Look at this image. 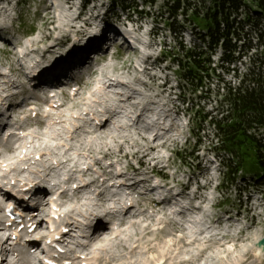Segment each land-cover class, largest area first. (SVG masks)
Instances as JSON below:
<instances>
[{"label":"rangeland","instance_id":"1","mask_svg":"<svg viewBox=\"0 0 264 264\" xmlns=\"http://www.w3.org/2000/svg\"><path fill=\"white\" fill-rule=\"evenodd\" d=\"M42 1L0 0V29L4 36H13L8 37L9 40L15 41L14 44L0 42V71L6 79L15 81L13 86L12 83L1 86L3 94L20 96L25 91L24 87L29 86L25 83L26 78L17 70V62L20 61L26 69H30L25 59H32L31 57L35 55L39 66L48 65L53 63V59H61L69 49H78L82 45L83 42L72 40L76 30L70 29L68 32L71 36L70 44L57 46L54 41L61 36L54 32L55 25L52 23L55 21L49 17L52 8L56 17L60 11L69 9L68 19L75 17L73 24L79 30L91 31L89 27L96 26L95 32H99L104 26L121 25L124 27L121 29L124 35L138 40L136 50H127L112 57L113 50L106 53L108 60L106 59L104 64H109L107 69L101 71L103 64H99L105 59L91 61V68H98L97 78L95 77L97 71L96 75L92 76L90 72H86L85 67L79 69L78 75L82 77L79 90L75 92L66 89L69 94H62L61 98H57L63 106L62 110L56 111L50 105L38 101L36 108L40 114L44 112L53 115L62 112V115L67 116L65 118L67 126H60L59 119L46 118L49 127L54 128L50 132L48 127L39 124L41 115L34 117L28 113L29 124L33 125L30 132L33 134L27 136L29 143L26 147L30 152L33 148L40 151L36 152L35 157L32 155V161L49 160V153L62 154L57 159L64 163L63 172L71 169L70 173H67L69 181L78 178L87 186L78 193L74 192L72 197L58 199L59 203L67 202L73 207L84 203L87 217L84 219L77 215V210L67 217L61 210L50 222V228L65 223L86 229L83 225L89 224L94 218L105 222L117 221L119 223L117 225L121 227L126 224L125 233L122 232L120 238L110 241V251L104 252L99 247L87 255L85 264L104 262L121 264L128 262L138 253L147 264H160L162 260L163 264H193L197 258L216 255L217 264L236 262L234 248L243 243L247 234H258V241L264 238V188L253 187L254 181L249 178L245 181L250 182L249 192H245L239 175L234 181L228 179L222 183V168L214 155L215 152L211 151L214 152L212 154L216 159L206 147V142L194 147L190 132L196 129L200 115H193V110L186 111V104H181L179 94L186 93L189 97L190 92L184 83L176 78L168 62H159L157 59L163 45L167 47L165 49L167 51L176 48V42L169 31L161 23L159 25L154 23L153 18L160 0L156 7L155 5L145 7V12H149L148 17L138 20L132 16V22L124 19V12L118 11L114 15L110 11L111 0H53L54 4L48 8ZM128 14L134 15V7ZM27 36L29 37L26 38ZM188 38L182 37L183 46H188ZM35 40L41 41L39 45H35ZM10 51L17 53V56L28 54V57L21 59L12 55ZM37 53L42 55H36ZM220 55L221 51L218 50L212 59L211 67L217 65ZM243 64V62L237 64L239 72L244 70ZM215 70V74L221 73L224 81H233L232 76H226L217 67ZM215 74L208 79L210 85L205 81V85L212 91L211 95L204 94L207 96L198 103L204 113L216 110L213 96L218 77ZM4 80L0 78V81ZM96 82L99 84L95 85ZM91 85L97 86L102 92L101 98L95 99L91 95L90 92H93L90 90ZM31 89L32 96L38 95L47 99V96L38 89ZM120 90L127 94L120 98L117 96ZM128 94L133 95L135 100L127 102ZM112 100L115 106L108 108L106 103ZM197 100L190 97L188 104H197ZM97 101L104 103L106 107L101 109ZM82 104H87L88 107H82ZM5 107L4 101L1 109L5 110ZM84 109L92 113L96 111L97 120L94 121V118L87 116ZM102 110L107 112L106 116L111 119L103 129L99 127L104 123L100 115L104 113ZM10 111L12 110H8ZM82 120H88L89 126L78 129L79 126H83ZM90 123L93 126H90ZM141 125L145 127H139ZM92 127L97 129V137L95 133L84 132ZM202 128L201 134L205 132L208 135L209 129L204 125ZM72 130L75 132L70 135ZM156 134L160 136L157 137ZM208 136L207 140H210L211 135ZM188 138L190 143H185ZM43 141L52 144L53 147L56 146V149L54 148L52 152L42 151L39 144ZM176 147L182 150L181 158H184V161L174 160ZM57 159L54 160L58 162ZM70 159L72 162H67ZM56 164H53V167ZM138 168L140 170H137ZM48 172L44 171V175L39 173L41 177L36 175L33 177L41 182L49 177L46 176ZM157 172L159 175H165L167 179H159L155 175ZM51 173L56 175L53 171ZM109 182L117 184L109 186ZM150 182L155 184L156 191L164 198L160 206L145 190ZM68 189L72 191V187ZM185 189L192 192L187 194ZM118 194L124 198L129 197L126 205L120 204L125 199H118ZM175 210H181L184 214L170 215V212L174 213ZM100 211L103 215L101 218ZM91 213L96 216L93 217ZM121 227L117 232H120ZM216 241L220 244L218 245ZM167 243L171 245L165 246ZM223 243L226 245L221 246ZM243 245L247 252L253 253L255 244ZM224 249L231 250L234 255H225ZM185 250H189V256L180 257L177 261L168 260L171 252L177 255L179 251ZM49 251L55 254L54 250ZM73 258L76 263L77 258Z\"/></svg>","mask_w":264,"mask_h":264},{"label":"trees","instance_id":"2","mask_svg":"<svg viewBox=\"0 0 264 264\" xmlns=\"http://www.w3.org/2000/svg\"><path fill=\"white\" fill-rule=\"evenodd\" d=\"M157 2L111 0L110 4L113 13L115 9L128 13L134 7L141 20L149 16L145 7H156ZM156 10L154 23H161L176 42L169 51L163 45L160 58L175 69L177 79L190 92L189 97L180 94L181 104L200 115L190 132L194 147L206 142L210 153L215 152L222 183L239 175L244 187H249L245 181L250 178L253 187L264 188V0H160ZM185 31L193 37L188 46L181 43ZM218 50L219 62L211 67ZM242 62L244 70L239 72L237 64ZM216 67L233 81L215 74ZM213 74L218 77L213 96L216 110L204 113L198 103L204 94L211 95L205 81L209 84ZM190 97L198 99L197 104L189 105ZM203 125L209 129L210 140L205 132L201 134ZM181 153L177 148L174 159L184 161Z\"/></svg>","mask_w":264,"mask_h":264},{"label":"bare ground","instance_id":"3","mask_svg":"<svg viewBox=\"0 0 264 264\" xmlns=\"http://www.w3.org/2000/svg\"><path fill=\"white\" fill-rule=\"evenodd\" d=\"M51 3L54 4L53 0H51ZM68 11H69V9L65 10V11H60L59 14H57V17L53 18L54 21H55V22L52 23V25H55L54 32H57L61 36V38L55 39L54 42L57 43V46H67V44H70V41H71V36L68 34V32H70V29H75L76 31L74 32V36H73L72 40L73 39L75 41L79 40V42H84V43H83V46L80 49L76 50V51L69 49L62 56L61 59H53V61H52L53 63H55L58 60V62L55 63L56 66L58 64H61V63H65V64L69 63L76 56L77 52H81L82 50H87L89 48V46H91L90 40L93 39L94 37H96L95 35H98V32H95L96 26L95 27H92V26L89 27V29L91 31H89V30H85L84 31V30L77 29V27L73 24V21H75L76 19H75V17L73 19H68V17H69ZM66 34H68V35H66ZM111 34H112V39L109 40V42L113 41L116 38V37H114L115 36L114 35L115 32H111ZM107 38H109V37H107ZM40 42H41L40 40H37V41L35 40V45H39ZM45 52H47V51H45ZM36 55H42V54L37 53ZM26 57H28V54H26L25 56H22L21 59H25ZM31 58L32 59H27L26 58L25 61H27L28 64H32L33 66H35L34 68L40 69V72H39L40 74H43L45 70H48V68H50L49 65H47V66H39L38 65L39 63L36 62L37 60H36L35 55L32 56ZM34 60H36V61H34ZM85 63H87V60H85L83 62V64H85ZM108 65L109 64H107V65L105 64L104 66H102L101 71L104 70V69H107ZM17 70L19 72V66L18 65H17ZM0 78L5 79L4 81H0V107H1L2 103H4V101H6V100H8L9 98L12 97V94H9V95L8 94L7 95L3 94L1 92V86L7 85L9 83H12V86H13L15 81L6 79V76H4L1 71H0ZM25 83L29 84L30 81L27 80V81H25ZM97 84H99V82H96L95 85H97ZM95 85L92 88H90V90L93 91V92H90V93H91V95L93 97H95V99L96 98H101L102 97V92ZM108 87H110V86H108ZM116 87H118V86L116 85ZM120 87H122V86H120ZM3 92H5V90H3ZM49 92H53V90H50ZM125 94H127V93L126 92L124 93V90H120V91L117 92V96H119L120 98L124 97ZM114 95H112V96H114ZM128 95L132 96L133 98L128 96L129 98L126 99L127 102L130 101V98H131V100H135L133 95H130V94H128ZM97 103L99 104V107L101 109H103V107L105 106L104 103H99V101H97ZM106 106L108 108H112V107L115 106V103H114L113 100L112 101H108L106 103ZM82 107H88V106H87V104H82ZM82 107H81V109L83 110ZM62 109H63V106L61 104H59L55 110L56 111H60ZM103 112L104 113L100 114V115L102 116V119L105 120V121H104L103 124L99 125V127L102 128V129L111 121V119L106 116L107 112L106 113H105V111H103ZM7 113H8V111L6 113H2V114L5 115ZM84 113H86V115L89 116L90 118H94V120H97L98 114L96 113V111L94 113H92V111L87 112V109H84ZM98 113H101V111H98ZM53 115L57 116V117H52L49 114L42 113V117H44L45 121H46V118H50V119L55 118L57 120L58 119L60 120L59 121V124H61L60 126H64V125L67 126L68 125L67 119H65L67 116L66 115H62V112H60L58 114H53ZM0 116H2V115H0ZM78 118L83 119L82 117H78ZM44 120H43V122H41V124H43L45 127H48L49 131L51 130L50 132H52L54 128L53 127H49V124L46 123ZM82 121H83V126L80 127L78 125L79 126L78 129L79 128L83 129L84 127H88L89 126V121L88 120H82ZM149 121H151V120H149ZM122 122H124V119L122 120ZM90 126H93V125H91V123H90ZM139 127L144 128L145 126L141 125ZM74 128L75 127H73V130H74ZM73 130L70 131V135L74 134L75 131H73ZM96 130H97L96 128L92 127V129H90V130L86 129V130H84V132L85 133L86 132H91L92 134L95 133V136L97 137V135H96L97 131ZM117 131H120V129H117ZM32 134L33 133H31L30 131L27 132V136H31ZM155 136L159 137L160 135L158 136L156 134ZM96 137L93 140H95ZM22 140H23L22 143L19 145V151L22 148V144L29 143V142L25 141L26 140L25 137H23ZM29 147L31 148L30 145H29ZM54 148L56 149V146L53 147L52 144L45 143V141H43V143L39 144V149H42V151L43 150L44 151L47 150L49 152H52V150ZM36 149L33 148L32 152H30V150L27 149L26 145H23V148H22L21 152H25V156L22 155L21 152L14 156L15 151L14 150H10L11 158L8 157L7 161L9 163L7 164L6 168L2 169L1 166H0V170L3 171V173H1L2 176L7 177L8 175H12L13 174V175H15L18 178L25 179L26 181H29V179H31V176L34 173V172H31V171L28 172L27 169L29 168L32 171L40 169V170H42L41 172H44V171L46 172V171H49L51 169L52 171L55 172V174H56L55 177H59V175L61 177L63 176L64 178L67 177V173H70L71 169L70 170H65L63 172L65 167L64 166L62 167V165L64 163L61 162L62 160L59 159L60 160L59 161L57 159V158L61 157L62 154L49 153V155H50L49 160L42 159L40 162L30 161L32 155L34 156L36 154V152H40V151H36ZM21 157H23L22 160H20ZM16 158L18 160H16ZM54 159L58 160V162H57L55 167H53V161H56ZM67 162L71 163L72 160L70 159ZM81 165H84V164H81ZM76 172H77V170H76ZM79 181L80 182H78V183H79L80 187L76 190V193L81 191V189L87 187L86 184H82V180H79ZM129 185H132V184H129ZM34 195H36V194L34 193ZM118 196H119L118 197V199H119L120 198V194H118ZM0 199H1V196H0ZM120 200H122V199H120ZM69 201H71V200H69ZM123 203H124V201L121 202L122 205H123ZM76 206H78V207H76ZM76 206L73 207V206L70 205V203L65 202V203L62 204L61 209L63 210L64 215L67 216V217L70 214L74 213L75 210H77L76 214L80 215L82 218L85 219L87 217L86 205H84V203H82V204H80V206L79 205H76ZM93 212H95V211H93ZM170 213H171L170 215H174V216L177 215V214H180V213H177V212H174V213L170 212ZM100 214H101V216H99V218L103 217L101 211H100ZM90 215H93V217L96 216V215H94V213H91ZM94 223L98 225V223H100V219L94 218ZM117 224H119V223L117 221H115L114 225H117ZM39 225L40 224L37 223L38 227H39ZM81 225H83V224H81ZM88 225L89 224H87L86 226H88ZM71 226H72V224L69 225V227H71ZM83 226H85V225H83ZM8 232H9V229L0 228V254L3 252V255L1 256L2 257L1 260H3V261H1V264H13L14 263L13 257L8 258V255L13 256V255L10 254V252L13 251V248L14 249H18V251H19V253H17L18 261L16 263L17 264H19V263L20 264H27V260H30V259L28 258L29 254L27 253V250H23L24 245L21 242L22 239H19L18 242L13 244L12 245L13 248H12V246H10L11 244L6 239V235L8 234ZM98 232H100V231L98 230ZM121 233H122L121 231L120 232H117L115 230L113 231L114 237L116 235L117 238H120L119 236H120ZM79 234L81 235V232H79ZM126 234L129 236L128 233H126ZM81 237H82V239L85 238L84 236H81ZM188 237H190V236H188ZM3 238H5V241L2 243L1 241H2ZM117 238H114V239H117ZM114 239H112V240H114ZM190 239L191 238H189V240ZM258 239H259V236L256 233L255 234H251V233L247 234V237L243 240V243L240 244V245L235 246L234 252L236 253V257H235L236 258V262L231 263V264H261V263L263 264L264 263V254L258 256V255L255 254V250H253V253L251 254V253L247 252L245 246L243 245L244 243H247V244L248 243H253V244H255L258 241ZM81 240H80V243L85 245V242H81ZM95 240H96V242L99 243V245H97V246L100 247L102 251H104V252L110 251L111 248L109 247V245H111V242H110V240H106V238H104L103 234L101 236H97V238ZM216 242H217L218 245L220 244L218 241H216ZM168 245H171V244L167 243V245H165V246H168ZM225 245H226V243H223L221 246H225ZM8 248H9V250H8ZM49 253H50V251H48V254ZM224 253L227 256H233L234 255V253L231 252V250L228 251V250L224 249ZM68 254H73L74 256H76V254H74L73 251H69ZM65 255H67V253H65ZM189 255H190L189 254V250L179 251V253H177V255H175L174 253L172 254V252H171V254L168 255V260L169 261H177L178 258H180V257L182 258L183 256H189ZM217 256L218 255L209 256V257H203L202 256L203 258H199V259L197 258L193 264H217V261H216L217 260ZM230 258L231 257H229V260H230ZM30 262L32 264H35L34 260H30ZM230 262H231V260H230ZM103 264H112V263L111 262H104ZM121 264H147V261H144L143 257L140 256V254L138 253V255H135L134 257H131L128 262H123ZM162 264H163V260H162Z\"/></svg>","mask_w":264,"mask_h":264},{"label":"water","instance_id":"4","mask_svg":"<svg viewBox=\"0 0 264 264\" xmlns=\"http://www.w3.org/2000/svg\"><path fill=\"white\" fill-rule=\"evenodd\" d=\"M262 241H264V238H262L261 240H259L255 244V247H254L255 254L258 255V256L264 254V242H262Z\"/></svg>","mask_w":264,"mask_h":264},{"label":"snow or ice","instance_id":"5","mask_svg":"<svg viewBox=\"0 0 264 264\" xmlns=\"http://www.w3.org/2000/svg\"><path fill=\"white\" fill-rule=\"evenodd\" d=\"M262 242H264V241H262Z\"/></svg>","mask_w":264,"mask_h":264}]
</instances>
